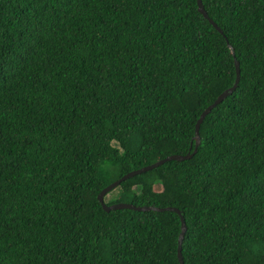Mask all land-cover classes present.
I'll return each instance as SVG.
<instances>
[{
    "label": "trees",
    "instance_id": "trees-1",
    "mask_svg": "<svg viewBox=\"0 0 264 264\" xmlns=\"http://www.w3.org/2000/svg\"><path fill=\"white\" fill-rule=\"evenodd\" d=\"M0 0V264H264V0ZM226 42L230 45L233 55ZM110 174H114L108 179ZM159 189L155 190L154 186Z\"/></svg>",
    "mask_w": 264,
    "mask_h": 264
},
{
    "label": "water",
    "instance_id": "water-1",
    "mask_svg": "<svg viewBox=\"0 0 264 264\" xmlns=\"http://www.w3.org/2000/svg\"><path fill=\"white\" fill-rule=\"evenodd\" d=\"M196 9L197 12L199 14L202 15V17L204 19H206L208 21V23L218 32L221 33V30L219 29V27L216 26V24L210 20L206 14V12L204 11L203 7H202V3L201 0H196ZM227 47L230 49V54L233 55V51L230 47V45L227 44ZM233 64H234V71H235V77H234V81L232 83L231 86H229L228 88L224 89L223 91H221L216 97L215 99L209 104L207 105L199 114L195 124H194V135L192 137L193 141H194V146L192 151L189 153H185L183 155L181 154H171V155H167L161 159H158L148 165L142 166L138 169H134L131 171L126 172L125 174L121 175L119 178H117L116 180L110 182L109 184H107L105 187H103L98 194L96 195V199L98 201V203L100 204L101 209L104 212H108L110 210H116V209H130V210H135V211H147V210H151V211H172L174 213H176L179 216V221H180V231L179 234L177 236V246H176V258L178 261V264H183L182 262V256H181V248H180V244H181V240H182V236L183 233L185 231V224L183 221L182 216L179 213V210L176 209L175 207H170V206H166V207H153V206H135L132 205L131 203H125V202H117V203H113V204H105L103 201V196L109 192L110 190H112L113 188H115L120 182L124 181L125 179L132 177L134 175L143 173L145 171H148L150 169H153L155 167H157L158 165H161L162 163L166 162V161H182V160H187L189 159L196 151L197 145L199 143V135H198V127L199 124L202 122L204 116L206 114L209 113V111L214 108V106H216L218 103H220L226 96H228L229 94L232 93V91L235 89L237 82H238V76H239V68H238V62L236 60H233Z\"/></svg>",
    "mask_w": 264,
    "mask_h": 264
},
{
    "label": "rangeland",
    "instance_id": "rangeland-1",
    "mask_svg": "<svg viewBox=\"0 0 264 264\" xmlns=\"http://www.w3.org/2000/svg\"><path fill=\"white\" fill-rule=\"evenodd\" d=\"M113 176H114V174H110V176L108 177V179H111ZM154 189L155 190L159 189V186L158 185H155L154 186Z\"/></svg>",
    "mask_w": 264,
    "mask_h": 264
}]
</instances>
